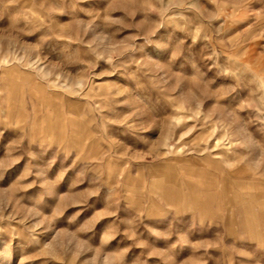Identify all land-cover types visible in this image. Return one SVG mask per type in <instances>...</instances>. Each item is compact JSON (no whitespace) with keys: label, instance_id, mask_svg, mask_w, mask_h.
I'll use <instances>...</instances> for the list:
<instances>
[{"label":"rangeland","instance_id":"rangeland-1","mask_svg":"<svg viewBox=\"0 0 264 264\" xmlns=\"http://www.w3.org/2000/svg\"><path fill=\"white\" fill-rule=\"evenodd\" d=\"M0 264H264V0H0Z\"/></svg>","mask_w":264,"mask_h":264}]
</instances>
